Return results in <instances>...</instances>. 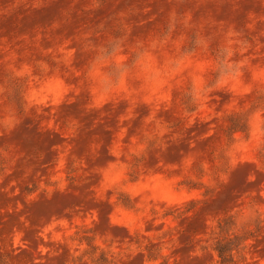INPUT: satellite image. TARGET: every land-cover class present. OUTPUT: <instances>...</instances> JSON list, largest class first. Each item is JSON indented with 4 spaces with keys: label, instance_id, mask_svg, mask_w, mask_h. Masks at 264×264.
I'll return each mask as SVG.
<instances>
[{
    "label": "rangeland",
    "instance_id": "rangeland-1",
    "mask_svg": "<svg viewBox=\"0 0 264 264\" xmlns=\"http://www.w3.org/2000/svg\"><path fill=\"white\" fill-rule=\"evenodd\" d=\"M0 264H264V0H0Z\"/></svg>",
    "mask_w": 264,
    "mask_h": 264
}]
</instances>
